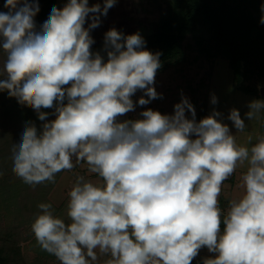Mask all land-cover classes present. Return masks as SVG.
I'll list each match as a JSON object with an SVG mask.
<instances>
[{
  "label": "clouds",
  "instance_id": "obj_1",
  "mask_svg": "<svg viewBox=\"0 0 264 264\" xmlns=\"http://www.w3.org/2000/svg\"><path fill=\"white\" fill-rule=\"evenodd\" d=\"M115 3L67 0L39 30L38 0H5L8 11L0 12V91L43 122L39 129L26 123L12 146L13 173L35 187L83 163L100 181L77 175L66 219L39 204L31 224L37 244L60 264L100 257H108L103 264H192L205 247L214 256L203 264H264V134L241 145L219 112L197 122L183 96L173 115L149 108L142 119L121 122L135 110L137 91L140 106L162 98L153 86L161 63L139 33L115 28L104 35L106 60L91 50V30ZM248 107L249 121L264 118V100ZM42 109H54L55 119ZM228 119L245 131L238 110ZM239 168L243 194L224 211V182Z\"/></svg>",
  "mask_w": 264,
  "mask_h": 264
},
{
  "label": "trees",
  "instance_id": "obj_2",
  "mask_svg": "<svg viewBox=\"0 0 264 264\" xmlns=\"http://www.w3.org/2000/svg\"><path fill=\"white\" fill-rule=\"evenodd\" d=\"M38 3L40 11L34 17L37 30L47 20L51 9L54 6L59 8L58 0H38ZM164 3L166 12L153 23L152 32L143 37L148 51L160 53L161 67L157 72L184 63V44L191 38L194 45L188 48L197 53L195 61L205 59L212 69L220 61L227 62L235 86L245 95L259 96L257 84H264V24L260 22L264 16V0H164ZM4 4L5 0H0V12L8 11ZM91 50L100 52L107 59L104 39L92 46ZM5 58L0 48V67ZM208 102L206 92L202 112L196 114V118L207 117ZM11 111L18 113L24 127L32 122L39 129L43 123L32 108L21 105L7 91H0V120L3 114ZM42 111L48 112L47 119L51 120L54 109ZM128 120L135 119L130 117ZM54 184L32 187L22 183L20 188H16L17 191L15 187L0 186V264H60L54 255L40 248L31 230V224L40 211L38 205L48 203L45 196L42 198L35 194L33 198L31 193L33 189L42 191L44 188L48 194ZM219 199L222 210L226 211L228 199L224 196ZM63 208L53 207L55 215L66 219V205ZM29 253L35 254L34 260Z\"/></svg>",
  "mask_w": 264,
  "mask_h": 264
},
{
  "label": "rangeland",
  "instance_id": "obj_3",
  "mask_svg": "<svg viewBox=\"0 0 264 264\" xmlns=\"http://www.w3.org/2000/svg\"><path fill=\"white\" fill-rule=\"evenodd\" d=\"M66 3L67 0H58L59 8H63ZM96 3H99L103 7L104 0H89V6ZM165 12L164 0H116L115 5L108 10L107 15L100 16L101 23L99 27L91 30L90 35L95 41L92 46L101 42L104 39L105 33L113 28L125 35L139 33L142 37L147 36L153 30V23ZM90 22V19L87 20L84 26L87 27ZM189 45H194L191 38H188L184 44L186 54V61L184 63L174 65L167 71L156 73L153 86L161 94L162 98L151 100L147 105L140 106L138 100L141 96H144V93L143 91H137L132 97L136 104L135 110L120 117L121 122L128 120L130 117H133L135 120L142 119L140 113L149 108L159 111L161 114L173 115L174 105L181 102L182 96L189 100L194 106L196 114H199L202 112L204 95L208 92L207 116L211 115L215 110L221 114L217 119L220 121L223 119L222 123L227 124L229 128L233 127L232 122L228 119L231 110L236 109L240 113L245 105H249L251 100L248 98L245 102L242 101L243 98L240 99L238 97L241 91L233 83L234 77L227 62L220 61L212 69L211 64L205 59L195 61L197 53L194 49L188 48ZM257 87L260 90V85L257 84ZM213 96L217 99L216 104H212L211 102ZM144 98L147 99L146 96ZM248 111L249 107L248 109L245 108L242 114L240 113L241 118L244 119L246 124V129L243 133H236L235 127L233 130L231 129L232 127L230 128L233 135L237 134V141H247L249 130L254 132V130H257L256 128H262L264 119L249 121L245 115ZM186 116L191 118V114L188 112H186ZM1 118L0 126L2 127L0 129L3 136L0 138V186L15 187L14 190L17 191L16 188H20V184L23 182L12 171L11 149L13 145L20 142L24 126L16 111L3 114ZM52 119H55L54 112L52 113ZM196 120L199 122L201 119L196 118ZM3 156L7 159L3 160ZM77 175H85L86 178L92 179L94 182H100L95 174L87 172V165L82 163L71 171H62L57 174L56 178H58L54 182L55 184L52 183L54 186L48 194H46L45 191L47 190L44 188L42 191L38 188L33 189L31 194L33 198L35 194L42 198L45 196L46 202L50 203L52 207L62 209L67 204L68 192L75 182ZM64 214H66V211ZM29 255L32 260L35 259V254L29 253ZM106 259L108 257H100L97 264H103V261Z\"/></svg>",
  "mask_w": 264,
  "mask_h": 264
},
{
  "label": "crops",
  "instance_id": "obj_4",
  "mask_svg": "<svg viewBox=\"0 0 264 264\" xmlns=\"http://www.w3.org/2000/svg\"><path fill=\"white\" fill-rule=\"evenodd\" d=\"M260 91H261V93H260ZM241 96H244V97H241ZM238 97L240 99L243 98L242 101H245V102L248 100V98L251 100L250 102H252L254 100H264V84L260 85L259 96H248V95H245L242 92H240ZM247 106L246 105L244 106V108L240 112L241 114L245 108L248 109ZM209 111H210V109H209ZM262 116H264V114H262ZM221 121H223V119ZM257 127H259V126H257ZM233 128H234V126L231 129L233 130ZM256 129L257 130L256 131L254 130V132L249 130V132L247 134H251L253 137H255L257 134H264V121L262 124V128L259 127ZM236 133L234 132V134H236ZM237 142L241 145H244V144H246L247 141H237ZM243 171H244L243 168L237 169V171L234 173V175L232 177H230L227 181L224 182V186L222 189L221 196H224L226 199L229 200L231 198H237L243 194V189L240 187V176H241ZM200 254L202 257L200 256ZM213 256H214V254L209 253L206 247L202 248L199 255L196 257L197 259L193 260V264H203V260L205 258H209V257H213Z\"/></svg>",
  "mask_w": 264,
  "mask_h": 264
}]
</instances>
